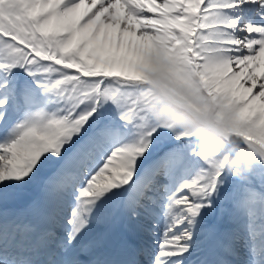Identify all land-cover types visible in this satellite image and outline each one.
Here are the masks:
<instances>
[{"label":"snow or ice","instance_id":"snow-or-ice-1","mask_svg":"<svg viewBox=\"0 0 264 264\" xmlns=\"http://www.w3.org/2000/svg\"><path fill=\"white\" fill-rule=\"evenodd\" d=\"M0 264H264V0H0Z\"/></svg>","mask_w":264,"mask_h":264},{"label":"clouds","instance_id":"clouds-1","mask_svg":"<svg viewBox=\"0 0 264 264\" xmlns=\"http://www.w3.org/2000/svg\"><path fill=\"white\" fill-rule=\"evenodd\" d=\"M176 111L186 117L187 126L191 131L198 132L202 136H212L213 132L209 130L204 122L195 115L188 113L185 109L177 106Z\"/></svg>","mask_w":264,"mask_h":264},{"label":"bare ground","instance_id":"bare-ground-1","mask_svg":"<svg viewBox=\"0 0 264 264\" xmlns=\"http://www.w3.org/2000/svg\"><path fill=\"white\" fill-rule=\"evenodd\" d=\"M89 2H90V0H89ZM99 227H100V226H99ZM121 231H122V230H119V229L115 231V238L113 239V242H114V243H115V239L119 237L118 235L121 234Z\"/></svg>","mask_w":264,"mask_h":264}]
</instances>
